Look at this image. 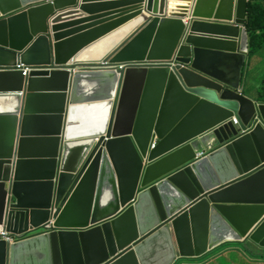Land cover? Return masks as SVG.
<instances>
[{
	"label": "water",
	"instance_id": "obj_1",
	"mask_svg": "<svg viewBox=\"0 0 264 264\" xmlns=\"http://www.w3.org/2000/svg\"><path fill=\"white\" fill-rule=\"evenodd\" d=\"M247 9L0 0V228L43 231L0 241V264H178L230 243L264 250V104L243 93ZM155 61L168 64H134ZM49 98L59 105L38 108Z\"/></svg>",
	"mask_w": 264,
	"mask_h": 264
},
{
	"label": "crops",
	"instance_id": "obj_2",
	"mask_svg": "<svg viewBox=\"0 0 264 264\" xmlns=\"http://www.w3.org/2000/svg\"><path fill=\"white\" fill-rule=\"evenodd\" d=\"M258 4H260L264 8V0H255ZM79 15L70 16L64 18L62 20H70L76 19ZM250 48L253 49L252 42L250 40ZM264 47H262L263 49ZM263 61V52H257L254 56L249 58V66L247 70V79L245 80V93L250 97L257 99L259 88L255 84L256 76L259 74L260 63ZM248 65V63H247ZM251 77V86L250 81L248 82V78ZM263 77V76H262ZM255 79V80H254ZM256 89H255V88ZM211 146V144H210ZM238 246H242L240 244H230L223 245V247H219L216 251L212 252L210 255L198 259L185 261L183 264H264V252L261 251L260 255L258 253H254V255L249 254L245 251V249L240 248Z\"/></svg>",
	"mask_w": 264,
	"mask_h": 264
},
{
	"label": "clouds",
	"instance_id": "obj_3",
	"mask_svg": "<svg viewBox=\"0 0 264 264\" xmlns=\"http://www.w3.org/2000/svg\"><path fill=\"white\" fill-rule=\"evenodd\" d=\"M251 1H253V0H248V5L250 4V2ZM247 20H248V9H247V18H246V23H247ZM186 21V20H185ZM186 24H188V22L186 21L185 22ZM243 28H245L246 29V31H247V33H248V53H247V62H246V69H243V72H245V77H244V80H246L247 79V70H248V66H249V58H251L252 56H254L257 52H255V54L254 55H252L251 54V48H250V36L251 35H249V32H248V30H247V27H246V24L243 26ZM264 47V46H263ZM156 63H160V64H156ZM247 63H248V65H247ZM135 64V66H139V65H149V66H156V67H161V66H165L166 64H168V62H165V61H155V62H143V63H134ZM123 67H119V69L121 70ZM26 71H27V69H23V72H24V75L23 76H25L26 75ZM78 72V70H73V71H69V74L70 75H73V74H76ZM243 80V83H244V89H245V81ZM243 93H245V90H243ZM246 94V93H245ZM246 95H248V94H246ZM249 96V95H248ZM250 97V96H249ZM251 98H253V97H251ZM253 99H255V98H253ZM259 98L257 97V99H255V101L259 104H264V102H262V101H260V100H258ZM237 121L236 120H233V124L236 126L237 125ZM156 144H157V139H153L152 140V142H151V144H150V150H153V149H155V147H156ZM154 145V148H152V146ZM213 149L212 148H209V147H207V149H206V151L204 152V153H200V155L197 157V158H202V157H207L208 156V154H210L211 153V151H212ZM50 226H52V223L50 224ZM43 233V231H39V232H37V233H33L32 235H29V236H27V237H32V236H35L36 234H42ZM2 234H5V237H8V239L9 240H5L4 238H3V236H2ZM26 236H22V235H19V236H13V235H11V234H9V233H6V232H4V231H2V229L0 228V241H4V242H7V243H9V244H14V243H16V242H21V241H24L25 239H28ZM11 240H12V242H11ZM230 244H233V243H230ZM230 244H225V245H230ZM235 244H239V243H235ZM241 245V244H240ZM220 247H223V245L222 246H220ZM244 248V247H243ZM217 250V249H216ZM216 250H214V251H216ZM213 251V252H214ZM246 251V250H245ZM261 251H263L264 252V250H258V251H256V252H254V253H258L259 255H260V252ZM246 252H248V251H246ZM249 253V252H248ZM254 253H249V254H251V255H254ZM211 254V253H210ZM210 254H208V255H210ZM208 255H206V256H208ZM205 256V257H206ZM204 258V257H203ZM202 259V258H201ZM180 263V262H179Z\"/></svg>",
	"mask_w": 264,
	"mask_h": 264
},
{
	"label": "trees",
	"instance_id": "obj_4",
	"mask_svg": "<svg viewBox=\"0 0 264 264\" xmlns=\"http://www.w3.org/2000/svg\"><path fill=\"white\" fill-rule=\"evenodd\" d=\"M250 40L253 45L251 54L254 55L260 48L264 46V8L255 0L248 5V20L246 23ZM258 100L264 102V80L259 88Z\"/></svg>",
	"mask_w": 264,
	"mask_h": 264
},
{
	"label": "bare ground",
	"instance_id": "obj_5",
	"mask_svg": "<svg viewBox=\"0 0 264 264\" xmlns=\"http://www.w3.org/2000/svg\"><path fill=\"white\" fill-rule=\"evenodd\" d=\"M124 33H119V34L113 35V36L108 37L107 39L103 40L102 42L98 43L91 51H89L88 53H86V55L83 56L84 59L85 60H92V59H97V58L101 57V55L105 54L108 51V49L117 40H119L121 38V36H123ZM58 105H59V99L49 98V99H46L45 101H39L38 108H40L42 110L52 109L54 107H57ZM83 108H85V107H83ZM85 109H86V111L84 113V116L86 115V113L88 111V108H85ZM78 114H80L79 111H78Z\"/></svg>",
	"mask_w": 264,
	"mask_h": 264
},
{
	"label": "rangeland",
	"instance_id": "obj_6",
	"mask_svg": "<svg viewBox=\"0 0 264 264\" xmlns=\"http://www.w3.org/2000/svg\"><path fill=\"white\" fill-rule=\"evenodd\" d=\"M259 52H263V61H262V63H260V67H259V74H257V76H256V80H255V84L254 85H256L257 86V89H258V87H261L262 86V84H263V80H264V48L262 49V48H260L259 50H258ZM263 76V77H262ZM251 77L252 76H250L249 78H248V82L250 81V83L252 82L250 79H251ZM245 81V80H244ZM253 85V83H251V86ZM255 88V87H254ZM256 89V88H255ZM238 247H240V248H242V246H238ZM183 263H185V261H180V263H178V264H183Z\"/></svg>",
	"mask_w": 264,
	"mask_h": 264
},
{
	"label": "built area",
	"instance_id": "obj_7",
	"mask_svg": "<svg viewBox=\"0 0 264 264\" xmlns=\"http://www.w3.org/2000/svg\"><path fill=\"white\" fill-rule=\"evenodd\" d=\"M156 64H160V63H156ZM152 148H154V145L152 146ZM2 236H3V238H4L5 240H9L8 237H5V234H2ZM11 242H12V240H11Z\"/></svg>",
	"mask_w": 264,
	"mask_h": 264
}]
</instances>
